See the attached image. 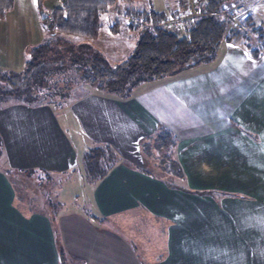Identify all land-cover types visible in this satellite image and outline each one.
<instances>
[{"label":"crops","instance_id":"obj_1","mask_svg":"<svg viewBox=\"0 0 264 264\" xmlns=\"http://www.w3.org/2000/svg\"><path fill=\"white\" fill-rule=\"evenodd\" d=\"M18 2L7 21L16 49L27 51L39 22ZM42 4L48 17L60 6ZM135 88L127 98L90 92L69 106L84 146L106 145L117 158L94 187L105 225L21 209L0 171V264H59L60 250L71 264H264V54L224 42L211 62ZM160 128L175 137L180 173L169 181L137 167ZM0 144L12 172L63 174L79 162L78 143L47 105L0 107Z\"/></svg>","mask_w":264,"mask_h":264},{"label":"trees","instance_id":"obj_2","mask_svg":"<svg viewBox=\"0 0 264 264\" xmlns=\"http://www.w3.org/2000/svg\"><path fill=\"white\" fill-rule=\"evenodd\" d=\"M42 1L36 0L38 10L42 8ZM57 1L60 6L52 8L49 17L44 19L49 23L53 39L30 47L19 71H0V105L3 104L0 107L11 104L50 107L51 102L61 104L80 85L96 90L92 92L127 98L142 83L158 81L198 64L211 62L224 42L242 46L252 58L264 54V27L256 22L253 14L247 12L237 28L231 26L224 14L232 10L234 0H189L195 14L184 15L178 31L167 27V20L181 16L188 0H176V8L168 12L154 10L150 2L140 9L132 6L142 0ZM13 3L14 0H0V17L12 10ZM117 3L128 6L125 16L131 20L127 27L135 33L136 41L126 57L111 65L99 51L87 48L83 41H78L76 47L72 42L74 38L96 39L102 27L101 15ZM119 25L110 26V32L115 34ZM63 74L75 76L68 85L59 87L52 77ZM152 142V150L161 158L165 169L170 175L178 176L180 169L173 153L175 137L160 128ZM93 150L109 159L116 156L106 145L95 146ZM106 167L111 169L109 163ZM20 173L39 175L46 172L24 170ZM105 175L103 173L102 176ZM63 256L60 250V260Z\"/></svg>","mask_w":264,"mask_h":264},{"label":"rangeland","instance_id":"obj_3","mask_svg":"<svg viewBox=\"0 0 264 264\" xmlns=\"http://www.w3.org/2000/svg\"><path fill=\"white\" fill-rule=\"evenodd\" d=\"M149 2L151 4H155L156 8L158 9L165 7L167 4L170 6V10L173 8L175 9L177 6L176 0H142L141 2H137L132 6L140 9L143 5L145 7L147 3L149 4ZM258 2L259 4L255 0H234L232 10L236 6H243V9L238 14L236 21H230L231 26H240V20L247 14V12H251L256 22H258L257 19L259 18V15L264 13V0H260ZM18 5L25 7V11L31 17L33 15L31 13L32 10L30 9L34 8L36 11V19H34V21L37 20V22H39L35 31L37 36L36 38L32 39V44L30 45L36 46L50 42L53 39V36H51L50 31L43 24V21L45 20L41 18V12H46L47 10L45 7L46 4H42L43 6L40 10H37V7L35 6V0H19ZM191 5L192 3L188 0L186 9H184V11L182 10L180 13L181 16L176 18V20L182 21L185 18L184 15H189ZM116 6L119 7L115 9L114 7ZM124 6L125 5L123 4L117 3L114 7L110 8L111 10L108 9V11H110H107V13L102 15L100 18L102 27L105 29H109L114 20H117L121 23L120 27L116 29V33L114 35L105 30L103 33H99L100 36L97 39L92 40L74 38L72 42L74 47H76V43L78 41H83L87 48L90 47L99 51L111 65H115L116 63L120 62L132 51L133 45L136 41L135 33L128 30L125 25L126 22L124 23L126 19H128V21L131 19L126 18L124 15H116L115 10L124 8ZM187 8L189 10H187ZM26 12H23L25 16H27V14H25ZM185 12L188 13L185 14ZM8 16H10V13L6 14L4 17H0L1 72H5L7 69H21L27 58V51L25 48H21L19 51L17 50L19 47L16 49V46L19 45L18 39L12 29V25L7 21ZM262 17L261 19L264 21V15H262ZM258 23H260V20ZM167 24L170 26L172 21L168 19ZM105 32H108L105 35L108 36V38H103V34ZM47 55L53 56L51 53H47ZM74 76V74L53 76L52 81H57V85L61 87L66 84L68 85ZM92 91L96 90L80 85V88L73 91V93L69 95L67 101H64L65 103H50L51 110L57 116L60 124H62V126L66 129L68 135L74 138L75 142L78 143L77 148L79 152V162L74 170H70L63 174L44 173L39 175L38 173L24 175L20 173L22 171L12 172L6 167L5 156L3 154L2 146H0V171L5 173L8 181L11 183L15 193V203L21 209L24 208L31 211L44 213L49 215L51 218L62 213L78 212L81 215H86L97 225H105L106 222L100 220L96 214V209L94 207V187L101 179L103 173L108 171L106 165L109 163L112 166L116 162L117 158L116 156H112L110 159L106 158L102 153L93 150L92 146H84V143L86 142L85 137L78 131L77 124L69 113V106L73 101L80 99L84 94ZM149 142L151 143V147L149 145H144L145 147L143 148V161H141L143 165L138 163L137 167L149 172L151 175H160L164 180L169 181L168 177L170 174L168 170L165 169V165L163 164L161 158L158 157L157 154L155 155V150H151L154 141ZM145 224V220H137L138 228L141 226L143 227ZM110 225L116 227L117 223L113 221L110 223ZM145 229H147L146 226ZM71 261V259L67 258V255H64L63 260H60L59 264H71Z\"/></svg>","mask_w":264,"mask_h":264},{"label":"built area","instance_id":"obj_4","mask_svg":"<svg viewBox=\"0 0 264 264\" xmlns=\"http://www.w3.org/2000/svg\"><path fill=\"white\" fill-rule=\"evenodd\" d=\"M45 1V0H43ZM191 2V1H190ZM192 3V2H191ZM192 6L193 4L191 5L190 7V10L187 8V10H189V13L191 15L195 14V12L192 10ZM243 9V6H236L233 10H228V11H225L224 14L226 15V17L231 21V22H234L237 20V16L238 14L240 13V11H242ZM181 20H172V24H170L171 28H173L174 30H178L180 24H181ZM235 24V23H234ZM166 26L168 27V24H166ZM234 28H237L238 26H234Z\"/></svg>","mask_w":264,"mask_h":264},{"label":"water","instance_id":"obj_5","mask_svg":"<svg viewBox=\"0 0 264 264\" xmlns=\"http://www.w3.org/2000/svg\"><path fill=\"white\" fill-rule=\"evenodd\" d=\"M47 17H48V15H47L46 13L41 12V18H42V19H45V18H47Z\"/></svg>","mask_w":264,"mask_h":264}]
</instances>
